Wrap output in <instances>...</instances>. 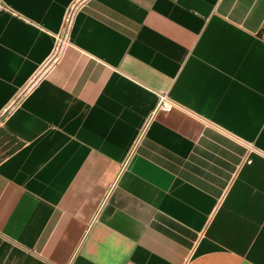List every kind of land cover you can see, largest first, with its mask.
Instances as JSON below:
<instances>
[{
  "label": "crops",
  "instance_id": "0c3cea01",
  "mask_svg": "<svg viewBox=\"0 0 264 264\" xmlns=\"http://www.w3.org/2000/svg\"><path fill=\"white\" fill-rule=\"evenodd\" d=\"M72 1L0 0V264H264V0Z\"/></svg>",
  "mask_w": 264,
  "mask_h": 264
},
{
  "label": "built area",
  "instance_id": "2783aa9c",
  "mask_svg": "<svg viewBox=\"0 0 264 264\" xmlns=\"http://www.w3.org/2000/svg\"><path fill=\"white\" fill-rule=\"evenodd\" d=\"M85 0H73L64 11L61 19V24L59 31L54 39V45L52 52L50 54V58H55L57 54L61 51V49L68 44V35L72 25L74 13L77 8L84 2ZM1 7V5H0ZM176 104L172 102L165 94H161L158 96L155 110H170L172 107H175Z\"/></svg>",
  "mask_w": 264,
  "mask_h": 264
},
{
  "label": "trees",
  "instance_id": "16d2710c",
  "mask_svg": "<svg viewBox=\"0 0 264 264\" xmlns=\"http://www.w3.org/2000/svg\"><path fill=\"white\" fill-rule=\"evenodd\" d=\"M15 146V143H13L12 141L8 143V145H6L4 148V151H3V154L1 156H4L6 155L7 153H9ZM0 156V157H1Z\"/></svg>",
  "mask_w": 264,
  "mask_h": 264
}]
</instances>
